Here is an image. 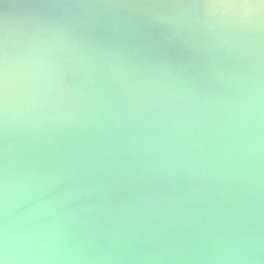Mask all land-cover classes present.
Instances as JSON below:
<instances>
[{"label":"bare ground","instance_id":"6f19581e","mask_svg":"<svg viewBox=\"0 0 264 264\" xmlns=\"http://www.w3.org/2000/svg\"><path fill=\"white\" fill-rule=\"evenodd\" d=\"M216 4L0 0L4 264H264V9Z\"/></svg>","mask_w":264,"mask_h":264},{"label":"clouds","instance_id":"9594fccd","mask_svg":"<svg viewBox=\"0 0 264 264\" xmlns=\"http://www.w3.org/2000/svg\"><path fill=\"white\" fill-rule=\"evenodd\" d=\"M212 6H214V7H233V6H237V5L216 4V5H212ZM238 7L264 9V2L256 3V4H240V5H238ZM0 264H4V261L0 260Z\"/></svg>","mask_w":264,"mask_h":264},{"label":"snow or ice","instance_id":"6c2138e0","mask_svg":"<svg viewBox=\"0 0 264 264\" xmlns=\"http://www.w3.org/2000/svg\"><path fill=\"white\" fill-rule=\"evenodd\" d=\"M220 4L234 5V0H219ZM264 0H243V4L262 3Z\"/></svg>","mask_w":264,"mask_h":264},{"label":"water","instance_id":"95a60500","mask_svg":"<svg viewBox=\"0 0 264 264\" xmlns=\"http://www.w3.org/2000/svg\"><path fill=\"white\" fill-rule=\"evenodd\" d=\"M243 17H245V18H249V17H246V15H244ZM210 18V17H209ZM242 18V17H241ZM255 20V19H254ZM261 19H259L258 21H260ZM256 21V20H255ZM207 25H210L209 23H206ZM253 26V25H252ZM208 28L210 29V30H212V26H208ZM217 35H220L221 36V33H217ZM44 50V49H43Z\"/></svg>","mask_w":264,"mask_h":264}]
</instances>
